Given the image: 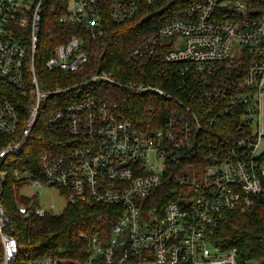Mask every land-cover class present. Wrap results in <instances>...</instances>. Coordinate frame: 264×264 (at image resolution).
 I'll list each match as a JSON object with an SVG mask.
<instances>
[{
    "label": "built area",
    "instance_id": "1",
    "mask_svg": "<svg viewBox=\"0 0 264 264\" xmlns=\"http://www.w3.org/2000/svg\"><path fill=\"white\" fill-rule=\"evenodd\" d=\"M48 1L0 0V264H19V241L2 202L9 175L22 186L21 196L30 200L18 208L25 217L50 213L39 206L37 195L22 194L31 187L57 188L71 203L121 207L107 239L84 235L89 242L85 260L63 259L52 251L27 264H241L237 248L221 251L207 236L223 211H244L264 200V163L256 162L264 137V11L254 13L241 0L196 1L126 55L130 65L146 66L142 81L149 68L154 77L177 73L196 80L202 76L204 83L205 76L213 79L217 73L239 78L236 86L214 83L205 97L208 102L214 97L216 103L244 106L242 123L258 116V132L227 141L230 154L212 156L198 179L196 163L188 160L203 150L204 100L195 99L190 103L195 107L189 106L186 97L193 96L182 84L177 94L150 83H122L99 60L88 70L108 35V23L131 21L157 0H67L60 22L77 26L79 33L56 47L45 68L82 79L53 88L42 85L35 65ZM117 87L159 98L167 105L165 115L156 123L146 119L157 113L151 104L143 110L147 116L129 119L121 103L98 96ZM42 114L51 133L69 138L65 152L54 153V145L40 156L37 168L12 167L28 149ZM172 166H179L178 176L188 182L181 173L192 168L193 193L186 204L155 201Z\"/></svg>",
    "mask_w": 264,
    "mask_h": 264
},
{
    "label": "trees",
    "instance_id": "2",
    "mask_svg": "<svg viewBox=\"0 0 264 264\" xmlns=\"http://www.w3.org/2000/svg\"><path fill=\"white\" fill-rule=\"evenodd\" d=\"M196 1L201 0H157L154 6L145 8L144 12L131 21L121 25L108 23V35L102 41L98 55L94 56L88 70L91 71L94 61L99 60L102 68L122 83L130 81L150 83L177 94H180L177 88H180L182 84L188 87L187 95L190 96L191 92L193 96L191 100L186 97L189 106L195 107L190 104L195 102V99L198 103L204 100L205 107L200 112L205 125V135L202 136L200 142L203 150L199 151L200 149H198L196 156L188 160L193 164L196 163L197 178L201 179L212 156L221 159L230 154L231 147L224 146L227 141L232 143L244 136H250L252 133L253 122L248 121L246 125L242 123V115L245 114L244 106H228L220 100L216 103L214 97L208 102L205 97V92L212 90L214 83L220 85L227 81V83L231 82L236 86L239 84V78L217 73L213 79L205 76L207 81L204 83L203 79L205 78L202 76L197 77L198 80L192 76L181 77L177 73L159 74L154 77L152 68H149V73L142 81L141 77L144 76L142 73L148 72L146 66L144 67L140 63L130 65L126 62L128 51L139 40L157 30L166 21L179 17L185 8L190 7ZM241 1L245 2L249 10L254 13L264 11V0ZM65 3L67 4V0H49L40 25L35 65L41 83L46 88L56 87L57 84L60 86L74 85L82 79L77 75L61 71L50 72L45 68L46 60L55 53L56 47L79 33L77 26H68L60 22V17L65 10ZM74 95L77 98L81 96L78 91ZM98 96L109 97L121 103L128 118L133 121L142 119L146 115L143 110L151 104L155 105L157 113H151L146 119H152V122H158V119L162 118L167 110V105L160 102L159 98L131 92L121 87L110 89ZM172 104L173 102H169L168 105ZM46 119L45 114L39 117L28 149L17 157L19 161L17 164L13 163L12 167L37 168L40 156L47 151H52L51 148L54 145L58 146L54 153L63 154L65 152V143L69 138L51 133L46 125ZM259 155L256 162L264 163V153ZM179 168V166L170 167V171L157 193L160 198L155 201L163 203L173 200L186 204L187 197L191 198L192 183L184 181L178 176ZM21 187L9 175L5 182L2 199L10 217L11 226L14 228L13 233L19 241L20 252L17 259L19 264L38 260L52 251H55L63 259L81 262L89 255V242L85 240L84 235H98L107 239L115 221L121 215L119 206L104 205L93 201L75 203L67 201V206L61 214L46 213L42 217L34 215L25 217L18 208L20 205H28L30 200H25L21 196ZM62 195L64 194L62 193ZM212 231L207 236L211 245L221 251L237 248V258L241 264H264V200H256L253 206L244 211L241 208L223 211L218 215Z\"/></svg>",
    "mask_w": 264,
    "mask_h": 264
},
{
    "label": "rangeland",
    "instance_id": "3",
    "mask_svg": "<svg viewBox=\"0 0 264 264\" xmlns=\"http://www.w3.org/2000/svg\"><path fill=\"white\" fill-rule=\"evenodd\" d=\"M260 120L262 124V128L264 131V99L261 104V111H260ZM252 132L253 134H256L258 132V116L254 119V122L252 124ZM264 153V137L261 140V145L258 150V154ZM182 177H187V179L190 182H193L195 177L191 170V168H187L181 173ZM37 195V199L39 202V206L47 212H50L52 214H61L65 207L67 206V199L62 195L61 191L57 188L52 187H41L38 189H35L33 187L24 189L22 191V194L27 196Z\"/></svg>",
    "mask_w": 264,
    "mask_h": 264
}]
</instances>
